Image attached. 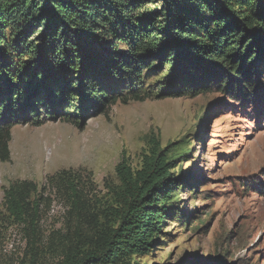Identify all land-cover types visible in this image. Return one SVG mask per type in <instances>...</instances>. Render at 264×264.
Instances as JSON below:
<instances>
[{
  "label": "trees",
  "instance_id": "16d2710c",
  "mask_svg": "<svg viewBox=\"0 0 264 264\" xmlns=\"http://www.w3.org/2000/svg\"><path fill=\"white\" fill-rule=\"evenodd\" d=\"M0 0V159H10L12 128L116 101L182 97L216 90L264 102V0ZM261 83V84H260ZM78 102V103H77ZM44 108V109H43ZM87 112V113H88ZM171 149H153L139 168L123 159L107 222L63 249L60 264H138L183 211ZM61 179L81 216L70 170ZM42 189L30 180L4 191L8 219L36 242Z\"/></svg>",
  "mask_w": 264,
  "mask_h": 264
},
{
  "label": "rangeland",
  "instance_id": "374dc122",
  "mask_svg": "<svg viewBox=\"0 0 264 264\" xmlns=\"http://www.w3.org/2000/svg\"><path fill=\"white\" fill-rule=\"evenodd\" d=\"M148 1L143 15L160 6ZM87 112L13 126L10 159H0V264H60L78 229L90 233L97 217L109 220L120 184L117 164L125 157L139 168L157 148L171 149L177 159L175 201L183 214L166 218L152 251L132 261L264 264V102L213 90L116 101ZM64 170L77 180L81 216L61 179L51 180ZM20 180L43 188L36 242L8 219L4 206L5 189Z\"/></svg>",
  "mask_w": 264,
  "mask_h": 264
}]
</instances>
